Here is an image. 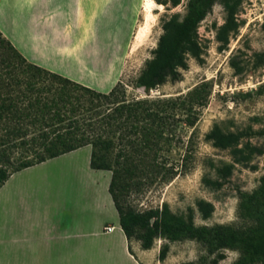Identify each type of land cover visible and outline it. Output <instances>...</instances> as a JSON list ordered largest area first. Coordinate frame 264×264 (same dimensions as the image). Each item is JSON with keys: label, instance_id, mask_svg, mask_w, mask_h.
I'll use <instances>...</instances> for the list:
<instances>
[{"label": "rangeland", "instance_id": "1", "mask_svg": "<svg viewBox=\"0 0 264 264\" xmlns=\"http://www.w3.org/2000/svg\"><path fill=\"white\" fill-rule=\"evenodd\" d=\"M187 2L181 0L179 6L171 8L154 0H53L52 8L59 12L58 52L50 48V40L47 48H43L27 39L24 33L27 22L20 16L23 7L15 2L3 13V27L25 57L97 92L107 93L120 82L128 99L153 101L176 99L203 85L209 96L200 109L197 123L189 127L177 114L171 122V136L160 143L156 152H149L141 171L128 182L122 198L135 211L161 208L166 203L176 214L184 213L188 207L195 209L197 200H205L214 205V212L208 220L200 219L195 212L196 226L240 228L246 223L238 216L239 193H251L259 186L264 175V154L252 162L257 166L256 171L237 166L223 188L212 191L204 186L202 179L215 178V169L229 163L230 156L227 151L214 148L205 135L214 124H221L229 131L247 126L264 130V95L256 94L264 84V69L236 76L230 66L232 58L247 61L253 53L264 51V0H243L237 15L241 26L222 52L215 36L225 13L221 5H214L198 29L203 63L189 59L187 70L182 71L177 82H166L149 92L136 88L134 82L153 56L163 22L173 14L183 17ZM251 142L264 149V136H256ZM153 157L155 161L151 162ZM89 171V150L83 149L12 175L0 192V224L7 220L3 211L10 210L12 202L17 209L46 212L39 221L47 226L56 222L52 226L57 225L60 230L72 227V219L78 220L76 226L96 231H102L107 223L118 227L114 208L103 206L104 184H96ZM94 241L92 250L99 258L103 239L96 236ZM164 243L155 241L147 252L148 264H211L213 256L194 240L168 243L166 258L158 261ZM61 247L62 243L57 241L45 246L33 244L30 264H58L55 257ZM66 249L70 251L64 245L63 251L67 252ZM238 257L237 250H226L225 259L218 264H232ZM0 264H7L6 245H0Z\"/></svg>", "mask_w": 264, "mask_h": 264}, {"label": "trees", "instance_id": "2", "mask_svg": "<svg viewBox=\"0 0 264 264\" xmlns=\"http://www.w3.org/2000/svg\"><path fill=\"white\" fill-rule=\"evenodd\" d=\"M154 1L171 8L181 3ZM242 2L188 0L183 17L173 14L163 22L153 56L135 80V87L149 92L166 82L179 81L189 59L203 63L198 29L216 4L222 6L225 20L217 28L215 39L218 50H226L241 26L237 15ZM230 66L236 76L264 69V51L253 53L247 61L232 58ZM256 94L264 95V84ZM208 96L201 85L176 99L130 100L120 82L107 93L97 92L27 62L0 32V188L17 172L90 147V168L112 173L108 191L128 241L136 240L142 250L152 249L156 240L166 241L159 250L158 261L166 258L168 243L194 240L213 256L211 264L224 260L226 250L239 252L232 264H264V175L254 191L239 193L238 216L246 223L240 228L196 226L195 212L202 220H208L214 212V205L205 200H197L195 209L188 207L181 214L173 213L166 203L144 211L124 204L122 193L128 182L141 171L149 152L171 136L175 116L178 114L185 125L193 127ZM256 136H264V130L247 126L229 131L214 124L205 140L214 148L227 151L230 162L215 169V178H203L204 186L221 190L237 166L256 171L252 162L264 154L262 147L251 142Z\"/></svg>", "mask_w": 264, "mask_h": 264}, {"label": "crops", "instance_id": "3", "mask_svg": "<svg viewBox=\"0 0 264 264\" xmlns=\"http://www.w3.org/2000/svg\"><path fill=\"white\" fill-rule=\"evenodd\" d=\"M12 2L17 3V6L23 7V10L20 12V16H22V18H24L23 20L27 22L24 29L27 39H29L37 47L43 48H47V41L50 40L52 41L50 48L53 51L58 52L57 49L61 48V46L58 45L60 32L56 25V16L59 15V12L56 10V7L52 8L53 0L51 2L50 0H0V32L17 49L15 43H12L6 35V29L3 27V22L5 20L3 13L8 11L7 6H10ZM17 51L20 53L18 49ZM20 54L31 63L40 66L47 71L55 72L53 68H47L45 64L32 60L31 58L28 59L22 53ZM83 149L89 150L90 160L91 149H88V147H83L73 152ZM57 158L48 161H52ZM46 162L41 164H45ZM89 174L95 180L96 184H104L102 199L103 206L114 208L113 213L116 214L118 218L117 211L108 191L111 181L110 172L107 170H93L90 168ZM5 185L6 182L0 188V192ZM18 210L21 211V213H19ZM3 213H6L7 220H4L2 225L0 224V245H6L7 264H30V252L33 244L45 246V244L51 245V242L56 243V241L57 244H59V242L62 243L61 251L59 250L58 255L55 257L58 264L150 263L147 257V252H149V250H142L139 242L133 243L131 240L128 241L126 239L119 226V218L118 227H115L112 232L108 233L105 228L113 225L107 223L103 227L102 231H96L91 230L93 228L90 227H82L80 225L76 226L75 222L78 221L77 219H75V222L72 219V227L66 230L58 229L57 225L52 226L57 224L56 222L52 224L50 222L51 225L47 226V223L39 221L40 219H44L43 215L46 212L41 211L40 209L32 210L31 208L17 209L14 207L12 202L10 210H7L6 212L3 211ZM51 214L54 217V213ZM33 216L37 217V219H33ZM116 228L118 229L116 230ZM96 236L100 238L102 237L103 239V242L99 246V258L96 257L95 251L92 250V248H95L96 243L95 241L93 242V238ZM64 245H66L70 251L67 249V252L63 251Z\"/></svg>", "mask_w": 264, "mask_h": 264}, {"label": "built area", "instance_id": "4", "mask_svg": "<svg viewBox=\"0 0 264 264\" xmlns=\"http://www.w3.org/2000/svg\"><path fill=\"white\" fill-rule=\"evenodd\" d=\"M114 228H115L114 226H109V227H106L105 230L106 232L110 233L114 230Z\"/></svg>", "mask_w": 264, "mask_h": 264}]
</instances>
